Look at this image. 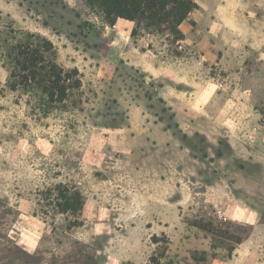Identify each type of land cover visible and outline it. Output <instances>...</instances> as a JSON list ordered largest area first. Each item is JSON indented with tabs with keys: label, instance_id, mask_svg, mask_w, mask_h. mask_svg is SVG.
Returning <instances> with one entry per match:
<instances>
[{
	"label": "rangeland",
	"instance_id": "obj_1",
	"mask_svg": "<svg viewBox=\"0 0 264 264\" xmlns=\"http://www.w3.org/2000/svg\"><path fill=\"white\" fill-rule=\"evenodd\" d=\"M30 33L79 71L62 102L10 88ZM179 45L143 22L111 25L98 0H0V264H264V223L232 211L263 207L264 181L210 109L148 69L160 47L189 55ZM60 191L80 210L62 212Z\"/></svg>",
	"mask_w": 264,
	"mask_h": 264
},
{
	"label": "crops",
	"instance_id": "obj_2",
	"mask_svg": "<svg viewBox=\"0 0 264 264\" xmlns=\"http://www.w3.org/2000/svg\"><path fill=\"white\" fill-rule=\"evenodd\" d=\"M194 1L199 8L180 24L184 38L176 40L179 49L188 45L189 55L160 47L148 69L180 84L187 106L210 109L246 171L264 181V0ZM262 204H236L233 215L259 232Z\"/></svg>",
	"mask_w": 264,
	"mask_h": 264
},
{
	"label": "trees",
	"instance_id": "obj_3",
	"mask_svg": "<svg viewBox=\"0 0 264 264\" xmlns=\"http://www.w3.org/2000/svg\"><path fill=\"white\" fill-rule=\"evenodd\" d=\"M110 24L118 18L137 23L143 22L146 27H158L164 32H172L174 40L184 38L180 24L188 17L190 11L199 8L194 0H98ZM137 27L132 30L135 35ZM78 69L66 70L55 59L54 45L51 40L40 34H28V39L16 46L14 66L10 76V88L38 87L51 103L64 101L71 89L81 86ZM65 199L62 212H77L82 201L79 194L68 195L60 191ZM203 229L218 233L227 238L233 234L226 229H218L210 223L195 221ZM240 243L242 240L236 237Z\"/></svg>",
	"mask_w": 264,
	"mask_h": 264
},
{
	"label": "built area",
	"instance_id": "obj_4",
	"mask_svg": "<svg viewBox=\"0 0 264 264\" xmlns=\"http://www.w3.org/2000/svg\"><path fill=\"white\" fill-rule=\"evenodd\" d=\"M221 213V211H219V214Z\"/></svg>",
	"mask_w": 264,
	"mask_h": 264
}]
</instances>
